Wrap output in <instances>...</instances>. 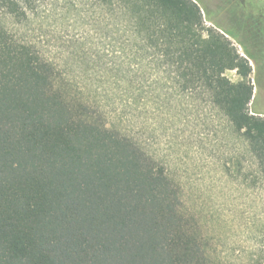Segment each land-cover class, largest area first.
<instances>
[{
  "label": "trees",
  "instance_id": "obj_1",
  "mask_svg": "<svg viewBox=\"0 0 264 264\" xmlns=\"http://www.w3.org/2000/svg\"><path fill=\"white\" fill-rule=\"evenodd\" d=\"M49 1L0 0V264H225L165 165L130 130L104 120L106 105L75 90L74 76L25 39ZM75 1L126 23L137 69L116 77L132 100L146 99L151 65L158 96L206 95L264 168L250 62L262 84L264 55L249 54L250 46L264 50V0H218L227 25L214 20L208 0ZM7 18L19 23V38ZM230 36L246 43V56ZM258 258L264 264V248Z\"/></svg>",
  "mask_w": 264,
  "mask_h": 264
},
{
  "label": "rangeland",
  "instance_id": "obj_2",
  "mask_svg": "<svg viewBox=\"0 0 264 264\" xmlns=\"http://www.w3.org/2000/svg\"><path fill=\"white\" fill-rule=\"evenodd\" d=\"M208 1L214 20L229 24L227 7L219 9L215 5L218 0ZM203 13L207 26H213L205 10ZM31 21L26 25L30 38L25 39L35 42L61 73L74 76L71 85L75 90L88 92L93 100L106 105L104 120L108 118L107 122L130 130L165 165L186 212L197 218L212 255L225 264H260L258 253L264 248V168L257 164L247 141L224 113L206 95L199 101L181 98L175 91L171 96H158L151 65L147 66L146 99L132 100V94L116 77L137 69L128 27L101 18L91 3L45 2ZM6 24L19 38V23L7 18ZM229 38L246 56V43L240 40L242 46L233 36ZM249 48L252 57L262 59L263 49ZM250 62L255 85L251 110L264 114V65L262 84H258L259 66ZM227 75L234 81L239 79L236 70L227 71Z\"/></svg>",
  "mask_w": 264,
  "mask_h": 264
}]
</instances>
